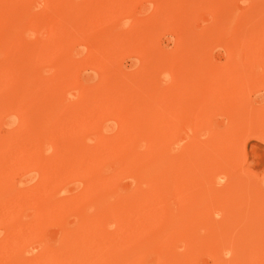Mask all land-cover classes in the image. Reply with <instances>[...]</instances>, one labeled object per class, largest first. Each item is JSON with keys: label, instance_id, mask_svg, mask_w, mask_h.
I'll return each instance as SVG.
<instances>
[{"label": "rangeland", "instance_id": "374dc122", "mask_svg": "<svg viewBox=\"0 0 264 264\" xmlns=\"http://www.w3.org/2000/svg\"><path fill=\"white\" fill-rule=\"evenodd\" d=\"M0 264H264V0H0Z\"/></svg>", "mask_w": 264, "mask_h": 264}]
</instances>
